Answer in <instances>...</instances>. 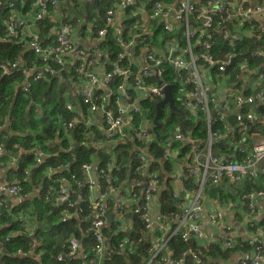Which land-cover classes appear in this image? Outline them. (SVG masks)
I'll return each mask as SVG.
<instances>
[{
  "label": "built area",
  "instance_id": "2783aa9c",
  "mask_svg": "<svg viewBox=\"0 0 264 264\" xmlns=\"http://www.w3.org/2000/svg\"><path fill=\"white\" fill-rule=\"evenodd\" d=\"M95 1L85 0V3L89 5ZM4 2L8 9L14 11L16 0ZM33 6L38 10L33 17L37 20L47 15L49 6L54 9L55 14L51 19L57 20L58 23L52 30L55 34L56 47L43 46L32 26L28 24L25 26L24 19H15L11 13L6 21L9 35L29 37L28 48L42 63L39 69H27L25 64L17 60L11 67L21 65L25 78L35 82L45 75H59L58 67L68 66L81 82L79 84L67 82L73 89L74 100L66 102L64 108L72 114V118L68 122L63 121L62 125L70 129L79 121L84 122L91 129L85 135L88 143H98L108 150L118 143L148 144L155 135L153 132L155 118L151 125L146 119L135 125L133 117L146 114L141 107V100L149 98L156 100V104L163 101L167 86L172 87L171 94L175 106L173 86L165 81L167 68L174 73L179 86H193L187 92H184V89L180 90L185 96L182 107L193 114L200 112L205 117L207 140L202 150L196 147L197 141L189 134L176 131L169 137L170 141L190 146L189 156L179 163L185 169V174H181L180 177L183 179L188 175L196 180L198 186L193 195L185 188L182 189L183 197L190 201V204L186 208L183 207L175 220L168 218V221H174L176 225L172 234L168 233V225L162 223L159 213L153 214L151 211L152 203L158 200L157 195L162 188L158 187L160 182L158 172H149L150 162L143 148L137 147L136 151L141 163L140 172L146 177V186L138 191H131V188L123 186L113 188L110 177L105 176V182L109 186L108 192L100 193L93 177V167L83 166L86 189L90 193L89 208L92 211L86 233L91 234L95 242L91 251L87 253V256L92 258L86 264H103L105 248L102 231L108 225L106 216L113 215L112 223L115 218L126 222L129 211L142 198L145 199L142 218L146 227L151 228L154 251L152 258L145 264L174 262L168 254L167 243L171 236L177 233L181 234L184 241L191 239L204 241L205 236L197 220L203 212L201 200H204L206 185L214 187L210 189L218 188L235 196L233 201L223 206L235 215L244 213L254 217L258 214L257 202L264 201V63L256 71L244 67L241 69L244 70L243 73L234 75V80L241 84L238 92L228 83L231 80L229 76L221 83L224 87L228 84L230 89L224 88L221 94H217V85L207 69H215L219 74L225 73L234 56L230 55L226 60L217 61L209 55L210 44L205 40L197 43L196 37L199 32L202 36L212 29L215 16L224 17L227 23L255 22L258 24V32L262 33L263 1L113 0L112 7L107 10L102 20L103 27L98 28L97 33L95 31V38L90 35L95 19L88 23L78 20L75 25L71 21L59 22L58 16H61L59 0H35ZM26 17L29 19V15ZM24 30L28 33L25 34ZM159 31L161 35H158ZM82 32L86 34L84 40L80 39ZM110 35L116 39L115 45L118 50L115 54L109 48L103 47L111 38ZM231 38L228 35L224 36V40L230 46L233 44ZM195 46H199L200 54L194 53ZM252 55L254 58L264 60V52H255ZM131 75L133 84L129 89ZM153 79L157 84L152 82ZM28 89V83L21 87L24 93H27ZM164 107L170 109L168 105ZM3 127L4 125L0 124V130ZM33 152L36 155V163H41L43 159L41 152L36 149ZM171 156L177 158V154ZM188 159L189 162L186 161ZM16 160L12 158L11 162L15 163ZM246 184L251 185L249 188L252 189L249 192L244 189ZM69 191L65 183L59 184L57 204L73 206L77 204L70 203ZM111 195L114 197L109 208L104 201L107 203ZM173 198L181 200L175 191ZM8 199L18 203L22 201L16 185L7 184L3 179L0 186V209ZM83 213V209L78 210V214ZM206 215L210 222L223 224L225 222V215L221 211ZM62 220L65 221V218ZM153 225L157 227L152 229ZM250 228L251 233L243 242L232 237V228L227 225L223 226L218 238L217 243L224 251H241L247 247L253 251L251 257L240 260L238 264L264 262V214L260 222H252ZM156 229L163 232L162 237L158 238L155 235ZM204 243H206L204 249L208 250L211 244ZM79 250V242L70 240L68 256L75 257L81 251ZM2 253L0 250V261ZM159 255L160 259L152 263ZM186 257L192 259L191 264H203L199 256L190 251L183 253L182 259L174 264H186L184 260ZM62 259V255H58L57 260Z\"/></svg>",
  "mask_w": 264,
  "mask_h": 264
},
{
  "label": "trees",
  "instance_id": "16d2710c",
  "mask_svg": "<svg viewBox=\"0 0 264 264\" xmlns=\"http://www.w3.org/2000/svg\"><path fill=\"white\" fill-rule=\"evenodd\" d=\"M59 1V22L71 21L75 25L78 20L88 23L95 19L90 34L94 38L95 31L97 33L98 28L103 27L105 13L113 5V0H96L94 4L87 5L89 16L87 21H83L81 18L85 0H68L69 7L75 14L67 13L63 5L64 0ZM34 3L35 0H16L14 11H11L6 7L4 0H0V124L4 125L0 130V178L7 184L16 185L18 196L22 200L14 204L8 199L0 209V250L4 253L0 264L88 263L92 257L87 256V253L95 242L92 235L86 233L92 211L89 208L90 193L86 189L83 166L93 167V177L100 193L108 192L109 186L105 182V176L110 177L113 188L123 186L131 188V191H138L145 188L146 177L140 172L141 163L137 147L145 150L146 158L150 162L149 172H158V187L162 189L157 195V212L162 223L168 225V233L172 234L176 225L174 221H168V218L175 220L186 202L173 198L175 182L179 175L185 174L184 167L179 163L189 156L190 146L170 141L169 137L176 131L189 134L197 141L196 147L199 150L204 148L207 140L204 115L200 112L193 114L182 107L185 96L180 90L187 92L193 86H179L174 73L166 69L165 81L173 86L174 103L179 111L166 107L161 110L158 117L160 128L148 144L118 143L108 150L98 143H88L85 135L91 129L84 122L79 121L70 129L62 125L63 121L68 122L72 118V114L64 108L66 102L74 100L73 89L67 82H81L68 66L58 67L59 75H45L35 82L25 78L21 65L11 67L17 60L25 64L27 69L42 67L38 56L28 48L29 37L9 35L6 21L11 13L15 19H24L25 26H32L43 46L56 47L52 30L58 23L57 20L51 19L55 14L54 9L49 6L47 15L40 20L33 19L38 12L33 6ZM26 15H29L30 20ZM257 26L255 22L227 23L224 17L215 16L212 29L202 36L200 32L197 34V43L207 41L211 47L209 55L215 60L223 61L230 55L234 56L225 73L219 74L215 69H207L215 84L231 76L228 83L238 92L241 84L234 80V75L243 73L244 70L241 69L244 67L254 71L261 68L264 60L252 55L255 52H264V31L259 33ZM158 35H161L160 31ZM206 35L208 37H205ZM225 35L232 37V46L224 40ZM85 38L86 34L82 32L80 39ZM115 41L111 36L103 47L109 48L115 54L118 50ZM194 53H201L199 46L194 47ZM51 65L52 62L49 63V66ZM130 78L132 80L133 76ZM25 82L29 84L27 93L21 91L22 85L27 84ZM152 82L157 84L155 79ZM132 84L133 80L128 85L129 89ZM140 104L146 114L134 116L133 123L137 125L146 119L151 125L157 114L156 100L147 98L141 100ZM149 132L152 134L150 129ZM35 149L43 156L41 163H36V155L33 152ZM173 154H177V158H172ZM12 158L17 159L15 163L11 162ZM186 161L189 162L190 159ZM176 170L180 172H175ZM183 181L187 192L193 195L198 189L196 180L186 175ZM60 183H65L70 190V203H77L76 205L57 204ZM250 186L246 184L244 189L249 192L252 189ZM204 188V199L217 203L220 207L235 199V196L227 191L210 189L214 187L209 185ZM33 193L35 196L31 201H26ZM104 203L111 207L110 200ZM144 206L145 199L142 198L129 211L126 221H130L131 227L128 230L122 229L124 222L117 218L103 229V264H145L152 258L153 238L150 234L151 228L146 227L142 218ZM79 209H83L82 215L78 214ZM154 233L158 238L163 236V232L158 229L154 230ZM70 240H82L79 243L81 251L79 250L75 257L68 256ZM194 241H184L180 233L171 236L167 243L171 260L178 262L183 253L189 251L199 256L203 264H218L225 260L227 251L222 250L218 243H211L209 249L205 250L197 248ZM247 250L248 248L243 251ZM58 255H62L63 259L57 260ZM160 257L161 255L154 258L152 263ZM184 260L186 264L192 262L190 257Z\"/></svg>",
  "mask_w": 264,
  "mask_h": 264
},
{
  "label": "crops",
  "instance_id": "0c3cea01",
  "mask_svg": "<svg viewBox=\"0 0 264 264\" xmlns=\"http://www.w3.org/2000/svg\"><path fill=\"white\" fill-rule=\"evenodd\" d=\"M259 1L264 2V0H259ZM175 172H180V170H176ZM183 188H185L184 181L179 175L175 182L174 191L179 194V197L181 199L186 201L184 204V208H186L187 206H189L190 201H187L186 198L183 197V193H182ZM113 197L114 196L111 195L108 200L112 202L111 199H113ZM10 201L14 203L13 199H10ZM201 205L203 207V212L200 214L197 220V223L199 224L205 237H204L203 242H200V240L193 239L195 240L194 242H195L196 247L199 249L201 248L204 249V246L206 245V243L204 242H208L210 244L217 243L224 225L230 226L232 228V237L235 240H241V242L245 241L251 233V228H250L251 223L260 222L261 216L264 214V201L263 200L257 202L258 214L254 217L247 216L244 213H239L235 215L234 213L230 212L227 209V207H220L219 204L212 203L210 201H207L206 199H204L201 202ZM151 211L153 212V214L157 213V201L152 203ZM217 211H221L224 213L225 215L224 224L223 223H213L208 220V217L206 214L215 213ZM130 227H131L130 221L128 222L127 220L126 222H124L122 229L128 230ZM156 227H157L156 225H153L152 229H155ZM252 255H253V251L250 248H248V250L245 252L243 250L241 251L235 250L232 252H227V255L225 256V260L218 262V264H238L240 260L251 257ZM170 264H174V262H171ZM262 264H264V262Z\"/></svg>",
  "mask_w": 264,
  "mask_h": 264
},
{
  "label": "water",
  "instance_id": "95a60500",
  "mask_svg": "<svg viewBox=\"0 0 264 264\" xmlns=\"http://www.w3.org/2000/svg\"><path fill=\"white\" fill-rule=\"evenodd\" d=\"M64 5L67 9V11L69 13H72V14H75L71 8L69 7V2L68 0H64ZM78 16V15H77ZM88 16V12H87V3L84 5V14H83V17L81 18L83 21L86 20ZM172 87L171 86H167L165 88V98L163 101L161 102H158L156 104V111H157V114L155 116V119H154V128H153V132L156 134V131L157 129L160 127V124L158 122V117H159V114H160V111H161V108H163L165 105H168L170 110H173V111H179L173 104V99H172ZM2 185V179L0 178V186ZM35 196V193H33L31 196L27 197L26 198V201H31V199ZM14 203H18L17 201H14ZM112 215H107L106 216V221H107V224L110 225L112 224ZM82 241V240H81ZM81 241H79V243H81ZM4 255V253H2V256Z\"/></svg>",
  "mask_w": 264,
  "mask_h": 264
},
{
  "label": "rangeland",
  "instance_id": "374dc122",
  "mask_svg": "<svg viewBox=\"0 0 264 264\" xmlns=\"http://www.w3.org/2000/svg\"><path fill=\"white\" fill-rule=\"evenodd\" d=\"M60 17L61 16H58L59 19H60ZM216 85H217V94H221V92L223 91L224 88H226L228 90L230 89L229 86H228V84L225 85V87H224L221 82H217Z\"/></svg>",
  "mask_w": 264,
  "mask_h": 264
}]
</instances>
